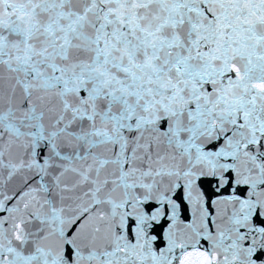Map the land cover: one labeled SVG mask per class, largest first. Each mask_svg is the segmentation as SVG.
Here are the masks:
<instances>
[{"label":"snow or ice","instance_id":"6c2138e0","mask_svg":"<svg viewBox=\"0 0 264 264\" xmlns=\"http://www.w3.org/2000/svg\"><path fill=\"white\" fill-rule=\"evenodd\" d=\"M0 264H264V0H0Z\"/></svg>","mask_w":264,"mask_h":264}]
</instances>
